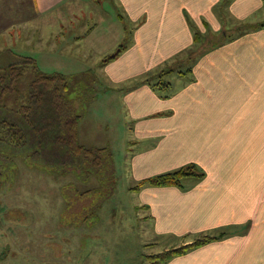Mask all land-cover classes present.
I'll list each match as a JSON object with an SVG mask.
<instances>
[{"label":"crops","instance_id":"crops-1","mask_svg":"<svg viewBox=\"0 0 264 264\" xmlns=\"http://www.w3.org/2000/svg\"><path fill=\"white\" fill-rule=\"evenodd\" d=\"M102 2L0 0V33L13 42L26 32L28 57L38 64L106 56L96 42H107L105 25L110 30L119 13L135 33L102 71L109 90L131 85L122 102L133 124L130 143L143 146L131 159L136 186L188 164L206 174L185 182L186 189H133L151 236L176 247L225 234L168 264H264V28L224 35L220 45L181 58L196 46V35L219 30L228 15L243 26L263 23V1L109 0V10ZM254 18L261 21L250 23ZM179 64L189 67L175 70ZM170 69L164 99L143 78Z\"/></svg>","mask_w":264,"mask_h":264},{"label":"rangeland","instance_id":"rangeland-1","mask_svg":"<svg viewBox=\"0 0 264 264\" xmlns=\"http://www.w3.org/2000/svg\"><path fill=\"white\" fill-rule=\"evenodd\" d=\"M102 1L109 10V0ZM88 12L85 9L86 19ZM117 17L110 30L105 25L107 42H96L95 49L99 53L107 49L106 56L50 57L37 63L44 73L67 77L66 97L76 103L81 115L80 144L89 149L106 148L108 152L102 167L94 168L83 158H74L75 164H69L66 150L53 143L32 149L2 146L7 153H0V264H148V255L175 247L171 240L151 236L147 227L150 223L144 219L147 213L138 207L133 191L136 182L131 159L143 146L130 143L135 138L133 124L128 120L122 94L131 85L109 90L111 86L102 71L104 61L127 47L135 33L134 27L128 23L125 27L119 21V13ZM258 17L264 21V12ZM253 20L250 23L261 21ZM95 22L94 16L87 21L91 26ZM241 24L228 15L219 30L197 33L200 40L181 58L192 59L221 44L224 35H236ZM23 32L13 42L8 33H0V69L32 53ZM113 40L117 41L116 47H112ZM187 67L179 64L174 69ZM35 74L33 68L24 72L18 84L20 98H6L0 106V119L12 114L23 118L19 111L30 101ZM148 76L158 81L157 75ZM163 80L170 82L171 77Z\"/></svg>","mask_w":264,"mask_h":264},{"label":"trees","instance_id":"trees-1","mask_svg":"<svg viewBox=\"0 0 264 264\" xmlns=\"http://www.w3.org/2000/svg\"><path fill=\"white\" fill-rule=\"evenodd\" d=\"M94 1L101 2L102 0ZM262 1L264 3V0ZM262 28H264V22L257 25H241L238 31ZM199 40L200 37L196 35V44ZM216 45L220 44H214L213 47ZM125 48L123 47L121 51ZM121 51L111 56V60L116 59ZM29 68L36 71L35 78L30 85V101L27 105L22 106L19 111L23 114L22 119L14 114L0 119V153H7L5 148H2L3 145L14 149H25L26 147L32 149L36 145L41 147V145L48 146L49 143H53L66 150V159H69V164L75 162L74 158H83L91 161L94 168H101L104 162L103 156L108 150L106 148L89 149L80 144L78 128L81 115L77 113L76 103L66 97L69 92V84L64 74L44 73L33 58L23 57L19 62L0 69V106L5 103L6 98L10 95H16L17 100L20 98L18 84L24 72ZM172 72L173 70H168L158 74V81L148 79L149 76L145 77L143 82L151 85L155 91L160 93L162 98H169V94L164 93L169 89L170 84L165 82L163 77ZM205 175V172L196 164H188L177 170L143 179L135 189L140 190L144 187L186 189L185 182L187 180L201 181ZM224 235L222 233L217 237L204 236L191 244L173 247L159 254L148 255L146 257L148 264H168L175 257L186 255L191 250L220 240Z\"/></svg>","mask_w":264,"mask_h":264}]
</instances>
